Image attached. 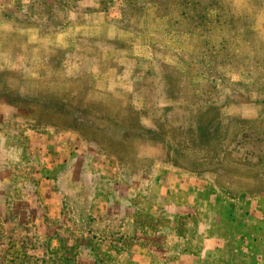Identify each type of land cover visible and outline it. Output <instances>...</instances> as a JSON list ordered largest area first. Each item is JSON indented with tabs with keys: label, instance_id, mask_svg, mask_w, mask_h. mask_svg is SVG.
Instances as JSON below:
<instances>
[{
	"label": "rangeland",
	"instance_id": "rangeland-1",
	"mask_svg": "<svg viewBox=\"0 0 264 264\" xmlns=\"http://www.w3.org/2000/svg\"><path fill=\"white\" fill-rule=\"evenodd\" d=\"M3 73L0 264H264V0H0Z\"/></svg>",
	"mask_w": 264,
	"mask_h": 264
},
{
	"label": "trees",
	"instance_id": "trees-1",
	"mask_svg": "<svg viewBox=\"0 0 264 264\" xmlns=\"http://www.w3.org/2000/svg\"><path fill=\"white\" fill-rule=\"evenodd\" d=\"M4 75V77H2L0 79V87H8V76L7 74H2ZM6 75V76H5ZM58 95H51V100L49 101V105H44L42 106L43 108H41L40 106L37 107L36 112H34L33 110H30V108L25 107L26 109H29V111H33V113L36 115V117L41 121V122H45L46 120L50 118L55 119V114L58 111L56 109L57 104H56V100L58 99ZM0 99L3 101H6L8 105H13V106H17L19 103L20 104H26V105H30L31 107L34 105H41L42 102L45 103L43 101L44 99V95L42 93V90L37 91L36 93H21V91L18 90H14V89H6L5 90H0ZM64 106V105H63ZM62 106V107H63ZM62 109V108H61ZM79 111L76 113H73L70 109L68 110L71 116H74V122L78 124L77 121H79L77 118H83V115L85 114V112L87 110H83V109H78ZM80 112H83V114H81ZM197 127H200V125L198 124ZM259 138H261L259 136ZM243 154L240 158V161L244 162L243 164H241L243 167H245L246 169L249 168L248 166L245 165V163H249L247 162V160L249 158H252L251 156V150H250V146L248 144H246L245 149H242ZM239 159V158H237ZM255 164V163H253ZM262 166H264V160L262 162ZM241 169V168H240ZM261 169V168H260ZM264 169V168H263ZM262 169V170H263Z\"/></svg>",
	"mask_w": 264,
	"mask_h": 264
}]
</instances>
